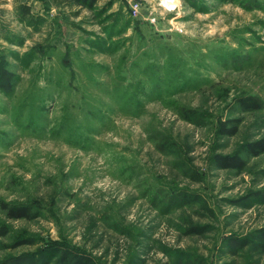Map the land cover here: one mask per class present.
<instances>
[{"label": "rangeland", "instance_id": "374dc122", "mask_svg": "<svg viewBox=\"0 0 264 264\" xmlns=\"http://www.w3.org/2000/svg\"><path fill=\"white\" fill-rule=\"evenodd\" d=\"M263 137L264 0H0V264H264Z\"/></svg>", "mask_w": 264, "mask_h": 264}, {"label": "trees", "instance_id": "16d2710c", "mask_svg": "<svg viewBox=\"0 0 264 264\" xmlns=\"http://www.w3.org/2000/svg\"><path fill=\"white\" fill-rule=\"evenodd\" d=\"M53 4L57 6H77L80 8H93L98 0H50ZM19 11L24 16H28L30 11L25 4L19 5ZM238 103L241 108L245 110H254L259 107L257 101L250 97H240ZM228 122H232L231 125L227 126ZM238 120H226L220 123L218 131L223 135H234L237 132ZM246 154L251 156H257L264 152V137L257 140L248 142L243 146ZM215 163L220 168L229 169H241L244 166V160L238 154V152L220 155L215 158ZM0 207L6 212L7 217L13 219L21 218H32L33 213H30L26 207L9 208L4 202H0ZM6 228L4 226L0 227V235L6 234ZM257 237L261 239L258 242L262 247H264V230H261ZM54 257L55 260L52 262L51 258ZM36 264H98L95 259L88 253L83 252L79 249L66 246L60 251H57L51 257L42 258Z\"/></svg>", "mask_w": 264, "mask_h": 264}]
</instances>
